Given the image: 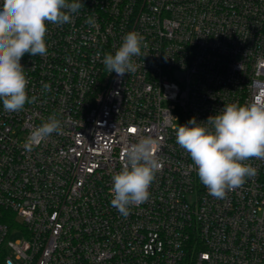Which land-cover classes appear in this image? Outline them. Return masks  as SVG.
I'll list each match as a JSON object with an SVG mask.
<instances>
[{"label":"built area","instance_id":"built-area-1","mask_svg":"<svg viewBox=\"0 0 264 264\" xmlns=\"http://www.w3.org/2000/svg\"><path fill=\"white\" fill-rule=\"evenodd\" d=\"M81 2L71 23L46 22V56L21 58L37 100L12 113L0 101V264H264V160L246 161L257 174L212 197L176 143L173 114L206 122L224 104L264 102V0ZM130 31L147 45L137 71L109 74L104 55ZM53 114L62 133L25 151ZM145 136L163 168L123 217L111 177Z\"/></svg>","mask_w":264,"mask_h":264},{"label":"clouds","instance_id":"clouds-1","mask_svg":"<svg viewBox=\"0 0 264 264\" xmlns=\"http://www.w3.org/2000/svg\"><path fill=\"white\" fill-rule=\"evenodd\" d=\"M82 7L81 0H2L0 101L6 112L22 111L26 104L37 100L35 95L29 98L26 90L29 80L21 58L25 54L47 55L46 22L57 26L71 23L73 15ZM86 23L94 25L95 21L88 17ZM142 47H147L144 37L130 31L114 54L104 55L102 63L109 74L115 72L123 77L126 73H135L137 65L133 57L142 55ZM96 55L99 57L100 53ZM42 87L45 91L51 90L48 83ZM175 131L176 143L189 154L201 183L214 198L224 199L228 192L242 187L246 179L257 174V169L246 161L264 160V102L260 99L249 105L224 104L206 122L192 118ZM52 133H62L61 121L55 114L32 129L23 148L30 152ZM158 151V141L152 136L140 137L124 149L125 162L111 177L113 198L110 202L123 217L130 214L132 206L148 201L150 185L163 168Z\"/></svg>","mask_w":264,"mask_h":264},{"label":"rangeland","instance_id":"rangeland-1","mask_svg":"<svg viewBox=\"0 0 264 264\" xmlns=\"http://www.w3.org/2000/svg\"><path fill=\"white\" fill-rule=\"evenodd\" d=\"M173 114L175 116H177V121H175V124L177 126L183 125L184 124V117L181 115L180 111L178 109H176L175 111H173Z\"/></svg>","mask_w":264,"mask_h":264},{"label":"snow or ice","instance_id":"snow-or-ice-1","mask_svg":"<svg viewBox=\"0 0 264 264\" xmlns=\"http://www.w3.org/2000/svg\"><path fill=\"white\" fill-rule=\"evenodd\" d=\"M131 131H135V130L133 129V130H131Z\"/></svg>","mask_w":264,"mask_h":264}]
</instances>
